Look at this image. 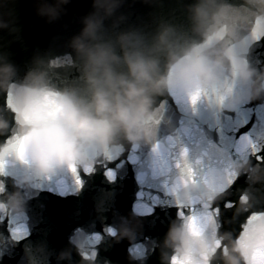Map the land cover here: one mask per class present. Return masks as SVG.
Masks as SVG:
<instances>
[{
  "label": "clouds",
  "instance_id": "9594fccd",
  "mask_svg": "<svg viewBox=\"0 0 264 264\" xmlns=\"http://www.w3.org/2000/svg\"><path fill=\"white\" fill-rule=\"evenodd\" d=\"M6 2V0H5ZM71 0H34L36 14L51 23L57 20ZM264 10V0H249ZM124 0H92V11L82 18L83 29L71 41V47L82 61L86 94L60 92L49 87L44 73L29 72L25 82L17 86L14 98L16 115L23 118L26 157L40 174H55L76 165L82 168L90 153L114 145L120 137L129 141L142 138L145 121L151 115L156 99L168 90H187L216 86L220 73L234 64L237 79L243 82L258 77L259 83L250 99L264 94V73L240 63L227 46L215 48L192 47L182 56L172 50L170 30L164 29L148 54L141 49L136 35L120 32L115 41L107 38L106 22L111 20L115 33L123 16H117ZM3 5H0L2 7ZM194 25L206 31L210 25L220 24L229 9L220 0H197L190 6ZM9 25L0 18V29ZM119 48V52L118 49ZM167 51L168 62L161 69L156 54ZM16 69L0 63V94L6 95L15 83ZM55 92V97L46 96ZM57 106L55 117L48 115L49 104ZM7 110L4 106H0ZM10 121L0 114V136L8 134ZM194 229V225H193ZM192 243L187 230L174 227L166 244L174 246V253H185ZM238 251V249H237ZM228 264L239 260L228 257ZM169 264H173L169 260ZM244 264H248L244 258Z\"/></svg>",
  "mask_w": 264,
  "mask_h": 264
},
{
  "label": "snow or ice",
  "instance_id": "6c2138e0",
  "mask_svg": "<svg viewBox=\"0 0 264 264\" xmlns=\"http://www.w3.org/2000/svg\"><path fill=\"white\" fill-rule=\"evenodd\" d=\"M264 39V32L260 30L252 31L248 37L244 41V45L241 48V50L245 49L249 44L251 43H258L260 40ZM55 92L47 93L46 96L48 97H55ZM204 97H209L207 93L201 92L197 93L191 96L190 103L195 108L196 104ZM210 98V97H209ZM3 106L8 110L9 113V121H10V130L8 134L4 136H0V177H4L8 175L7 168L9 165V161L11 159L18 160L22 163H27L26 159V153H25V140L26 137L22 135L19 132V124L22 122H25L27 120V117L22 119H18L16 115V108L12 100V94L8 93L5 95L4 104ZM48 108V115L51 117H55L57 113V106L53 104H49L47 106ZM240 141L242 142L239 147H237L234 151V154L230 156V158H236L237 154L241 152L243 146V152L242 154L247 157L254 158L256 164L264 165V155H260L261 152H264V147H261L256 141L252 139L251 136L248 134H242L239 137ZM160 145L156 144L154 145L153 151H159ZM120 154L118 157H111V154L106 153L105 156H102L100 158L99 166H101L104 169V175L110 180L115 181L116 180V170L115 168L108 167L109 164H115L116 168L121 167V165L124 163L123 160H120ZM189 150L188 148H182L180 151L179 157L175 161V169L177 172L181 173L185 177V182L187 183L189 178L192 183H201L203 182L205 176H204V170L201 173H198L196 170L197 162L189 161L188 159ZM229 158V160H230ZM224 162L225 168L228 167V162ZM97 164L93 163L86 169H78L74 164L69 166V170L71 172V175L73 177V183L77 191L83 188L84 181L82 179L81 173L84 175H91L96 171ZM229 174H230V187H232L236 180L239 178L238 175H236L234 172H231L230 168H228ZM171 171H169L170 174ZM49 180H51V177H49ZM63 184V190L60 191L61 195H65L68 186L65 181H62ZM171 181L166 180L163 184V187L167 191V195L172 197L173 189L170 187ZM6 185L4 183L3 179H0V194H2L5 191ZM228 190V189H225ZM147 195L148 201H151V203L145 201V196ZM241 198H243L241 196ZM240 198V199H241ZM137 200L138 201H145L143 203H135L133 204V211L136 212L140 216L144 215H150L154 211V207L159 205L161 203V197L158 194H154L152 191H145L144 187H141L140 191L137 193ZM175 201V200H174ZM175 206L177 208V215L178 217L184 218L186 221H188V226L192 227L198 226L201 221L208 220L211 218L212 220H215L220 216L221 213V207L209 205L204 201L194 203L191 206L185 207L182 203H179L175 201ZM236 206L235 202L231 200H226L223 202V208L224 209H231ZM2 207V206H0ZM0 218H8V216L3 212L0 211ZM256 221H264V213H253L251 214L247 221L246 225H251L252 223ZM222 224V221H221ZM245 231L244 228H242L243 232ZM11 232L14 239H23L26 235V229L23 227H12ZM107 234L111 237H115L118 233L115 227L108 226L104 229V232L102 233H95L93 234L91 240H92V247L90 250H84L83 254L81 255L82 259H89V258H96L97 256V250L96 246L103 240L104 234ZM80 247L84 249V245L81 244ZM129 254H136V255H145V249L142 243L135 242L133 243L129 249ZM173 264H185V262H182L179 260V258L174 257ZM248 264H264V249H260L257 252H254L252 255L248 258Z\"/></svg>",
  "mask_w": 264,
  "mask_h": 264
},
{
  "label": "water",
  "instance_id": "95a60500",
  "mask_svg": "<svg viewBox=\"0 0 264 264\" xmlns=\"http://www.w3.org/2000/svg\"><path fill=\"white\" fill-rule=\"evenodd\" d=\"M260 249H264V224L261 227L260 231L256 235V237L253 239L241 259L239 260V264H244V258H249L250 255H252L254 252H257Z\"/></svg>",
  "mask_w": 264,
  "mask_h": 264
}]
</instances>
